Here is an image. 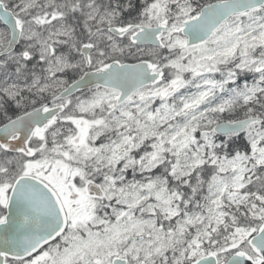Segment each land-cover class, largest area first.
I'll list each match as a JSON object with an SVG mask.
<instances>
[{
    "label": "snow or ice",
    "instance_id": "6c2138e0",
    "mask_svg": "<svg viewBox=\"0 0 264 264\" xmlns=\"http://www.w3.org/2000/svg\"><path fill=\"white\" fill-rule=\"evenodd\" d=\"M0 264H264V0H0Z\"/></svg>",
    "mask_w": 264,
    "mask_h": 264
}]
</instances>
